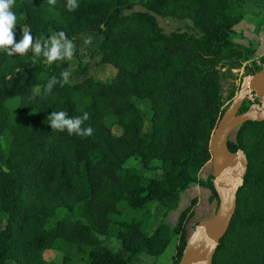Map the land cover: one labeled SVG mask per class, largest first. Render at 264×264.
Segmentation results:
<instances>
[{
  "label": "trees",
  "instance_id": "1",
  "mask_svg": "<svg viewBox=\"0 0 264 264\" xmlns=\"http://www.w3.org/2000/svg\"><path fill=\"white\" fill-rule=\"evenodd\" d=\"M240 1L145 0L135 10L137 0H77L79 7L68 11L67 0H14L15 42L24 31L33 43L60 32L73 43L97 33V63L111 64L116 73L107 81L88 76L57 83L45 94L52 77L71 73L69 59L46 65L31 49L23 56L0 51V264H45L46 249L57 250L64 264H128L158 257L173 237L171 264H178L195 198L174 225L161 221L151 234L141 218L120 219L119 202L148 214L150 201H166L192 183L217 200L211 173L205 180L198 173L211 160L210 136L239 88L224 97L222 83L233 69L253 74L263 61L257 64L254 48L231 39L242 20ZM158 18L189 24L165 32ZM136 99L149 104L147 137ZM60 111L68 118L88 113L81 127L90 126L92 135L51 130L46 118ZM228 146L243 149L248 165L212 264H264V120L243 123ZM129 158L146 169L158 161L160 172L131 171ZM111 228L126 255L104 245Z\"/></svg>",
  "mask_w": 264,
  "mask_h": 264
},
{
  "label": "rangeland",
  "instance_id": "2",
  "mask_svg": "<svg viewBox=\"0 0 264 264\" xmlns=\"http://www.w3.org/2000/svg\"><path fill=\"white\" fill-rule=\"evenodd\" d=\"M145 0H137L136 5L133 7L135 10H142V3ZM240 11L242 12V20L234 27V32L231 35V39L236 42L246 46H250L255 49L253 60L259 64L261 59H264V0H241L240 2ZM129 11H126L128 13ZM159 24L165 32H169L175 29H185L186 24H189V21H177L169 18H158ZM53 34H48L41 40V43L48 40ZM86 38H91V43L85 45L84 40ZM75 50L74 55L69 59L70 67V76L68 81L73 83L76 81L82 80L84 77L91 76L95 80L107 81L112 78L116 73V68L111 64H99L97 63V48L99 46V35L97 33H85L77 37L74 42ZM83 49V51H81ZM46 65L50 64L46 58L44 59ZM85 66L86 71L84 74L79 75L75 74L74 71L78 68ZM243 73V67L235 68L232 70V76H225L223 81V96H227L229 89L233 86L238 88L241 82ZM136 104L139 110L144 114L145 123L142 130L144 136H148L150 133V110L149 104L147 101L136 99ZM228 102L226 101V104ZM114 132L117 133L119 130L114 129ZM233 139V135L230 137ZM2 142L6 145L7 134L6 132L2 135ZM211 164V162H208ZM125 165L131 171H139L146 177L152 175H158L159 165L158 161H152L149 164V169L143 167L142 163L134 158H129ZM212 172V170H211ZM210 172V173H211ZM207 178V176H206ZM193 193L191 190L180 192V198L176 204V208L172 210L166 209V206L169 202L167 201H158L152 200L148 203L150 212L148 214H143V210H131L127 208L126 203L123 201L119 202V206L122 208V215L120 219H142L141 226L148 233L151 234L159 222L164 221L169 225H174L176 223L178 214L186 206H188L193 198ZM215 201L217 207V200ZM205 208L204 205L199 204L193 216H201L204 214ZM193 216L187 222L186 228L190 234L196 221H193ZM115 228H111L108 235L103 237L104 245L113 250V251H122L126 255V251L123 250L122 245L118 238L115 236ZM177 243V238L173 237L170 243L167 245L164 252L158 257L145 256L140 258L131 259L128 264H171L172 256L175 253V246ZM45 259V264H64L61 260L60 253L54 249H46L43 253ZM7 264H14L12 260H8ZM81 260H76L67 264H80Z\"/></svg>",
  "mask_w": 264,
  "mask_h": 264
},
{
  "label": "water",
  "instance_id": "3",
  "mask_svg": "<svg viewBox=\"0 0 264 264\" xmlns=\"http://www.w3.org/2000/svg\"><path fill=\"white\" fill-rule=\"evenodd\" d=\"M256 98L258 102H255ZM244 101L250 104L240 111ZM263 120L264 59L258 71L243 76L237 92L212 131L209 149L217 207L211 216L194 225L178 264H212L213 255L234 214L237 192L243 185L248 165L243 149L234 152L229 149V135L243 123Z\"/></svg>",
  "mask_w": 264,
  "mask_h": 264
},
{
  "label": "clouds",
  "instance_id": "4",
  "mask_svg": "<svg viewBox=\"0 0 264 264\" xmlns=\"http://www.w3.org/2000/svg\"><path fill=\"white\" fill-rule=\"evenodd\" d=\"M13 3L14 0H0V51L5 52L8 56L14 54L23 56L31 49L35 55H42L50 64L57 60L71 59L73 57L75 45L67 39L64 32L54 34L42 44L39 40L33 43L31 33L24 31L20 41L15 42L13 28L16 23V16L10 11ZM48 3L54 5L56 0H48ZM78 7L77 0H67L68 11H74ZM91 42V38L84 40L85 45ZM69 76L70 72L66 70L61 73V80L58 81L55 77H52L45 86L44 93L50 92L57 83L63 86L68 82ZM46 119L53 131H64L66 129L69 135L75 134L81 138L91 136L93 133V129L90 126L81 127L84 121L88 119V113L86 112L82 116L74 118H68L67 113L64 111L51 112Z\"/></svg>",
  "mask_w": 264,
  "mask_h": 264
},
{
  "label": "crops",
  "instance_id": "5",
  "mask_svg": "<svg viewBox=\"0 0 264 264\" xmlns=\"http://www.w3.org/2000/svg\"><path fill=\"white\" fill-rule=\"evenodd\" d=\"M208 162H211V161H208ZM208 162L200 169V171L198 173V177L200 179L205 180L206 176H208L212 170V165L209 164ZM188 190H191V192L193 193L192 194L193 198H195V200H196L195 205L193 207V209H194L193 212L195 213V210L197 209V206L199 204L204 205V208H205L204 214H201V216H197V217H195L196 215L193 216V221H195V219H196V221H199L201 219H204V218L211 216L216 209V205H215V201L209 200V197H210L209 189L206 188V186H204V185L192 183V184L188 185V187L183 192L188 191ZM179 196H180V193H176L173 196H171L169 199H167V200H169V202L166 206V209H168V210L169 209L170 210L175 209L176 204L180 198Z\"/></svg>",
  "mask_w": 264,
  "mask_h": 264
}]
</instances>
